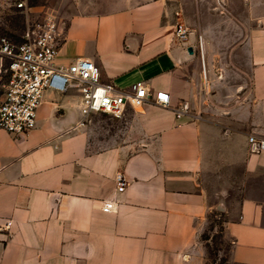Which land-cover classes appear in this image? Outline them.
I'll list each match as a JSON object with an SVG mask.
<instances>
[{
  "label": "crops",
  "instance_id": "crops-1",
  "mask_svg": "<svg viewBox=\"0 0 264 264\" xmlns=\"http://www.w3.org/2000/svg\"><path fill=\"white\" fill-rule=\"evenodd\" d=\"M67 1L54 65L92 61L102 83L143 82L170 105L79 127L78 94L46 91L33 130L0 129V264H204L209 215L227 264H264V151L248 142L264 140V0H241V67H219L218 38L201 36L204 73L185 0Z\"/></svg>",
  "mask_w": 264,
  "mask_h": 264
},
{
  "label": "built area",
  "instance_id": "built-area-1",
  "mask_svg": "<svg viewBox=\"0 0 264 264\" xmlns=\"http://www.w3.org/2000/svg\"><path fill=\"white\" fill-rule=\"evenodd\" d=\"M20 12L33 9V0H10ZM49 3L53 0H45ZM50 10L52 7H47ZM59 19L52 13L35 15L29 22L20 43L6 38L0 39V74L5 77L0 99V129L13 136H22L35 128L36 111L43 93L52 91L58 94L75 92L79 96L80 120L77 126H84L94 114L122 117L129 109H139L142 105L153 103L167 108L169 95L164 92L152 94L143 82H137L127 93L119 92L111 83L100 81V70L86 59H76L67 66H55L58 45L61 38ZM187 28L177 24L175 38L184 42L188 36ZM197 51L202 60L204 73V45L197 38ZM189 110L186 103L174 110L177 118ZM251 150L264 151V140L249 137ZM116 190L122 192L127 182L123 174L115 176ZM115 203L101 206L104 213H115Z\"/></svg>",
  "mask_w": 264,
  "mask_h": 264
},
{
  "label": "rangeland",
  "instance_id": "rangeland-1",
  "mask_svg": "<svg viewBox=\"0 0 264 264\" xmlns=\"http://www.w3.org/2000/svg\"><path fill=\"white\" fill-rule=\"evenodd\" d=\"M187 14L190 19L186 27L191 34L201 37L204 34L216 37L212 45L218 52L219 67L226 65L228 68L241 67V54L234 57L232 48L237 43L232 42V37L245 35L248 28L241 26V0H185ZM67 0H33V9L29 12L17 11L10 0H0V39L6 38L13 43H20L21 37L35 15L44 16L46 13L54 14L60 22L64 23L69 10ZM52 7L48 10L47 7ZM233 10V11H232ZM231 15L234 21H227ZM237 20V21H236ZM5 77L0 74V99L2 85ZM221 216L209 215L207 227L203 233L206 241V256L204 264H227L230 242L223 237Z\"/></svg>",
  "mask_w": 264,
  "mask_h": 264
},
{
  "label": "trees",
  "instance_id": "trees-1",
  "mask_svg": "<svg viewBox=\"0 0 264 264\" xmlns=\"http://www.w3.org/2000/svg\"><path fill=\"white\" fill-rule=\"evenodd\" d=\"M201 238H202L203 241H206V238L204 237V235H202Z\"/></svg>",
  "mask_w": 264,
  "mask_h": 264
},
{
  "label": "water",
  "instance_id": "water-1",
  "mask_svg": "<svg viewBox=\"0 0 264 264\" xmlns=\"http://www.w3.org/2000/svg\"><path fill=\"white\" fill-rule=\"evenodd\" d=\"M188 52L191 53L192 52L191 49H188Z\"/></svg>",
  "mask_w": 264,
  "mask_h": 264
}]
</instances>
